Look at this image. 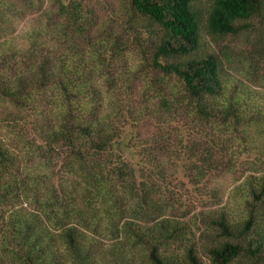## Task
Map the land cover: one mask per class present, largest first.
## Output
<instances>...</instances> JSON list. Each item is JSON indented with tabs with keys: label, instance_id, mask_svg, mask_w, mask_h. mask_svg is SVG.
Instances as JSON below:
<instances>
[{
	"label": "trees",
	"instance_id": "1",
	"mask_svg": "<svg viewBox=\"0 0 264 264\" xmlns=\"http://www.w3.org/2000/svg\"><path fill=\"white\" fill-rule=\"evenodd\" d=\"M11 1L0 102L30 113L40 143L28 155L57 185L24 174L0 139V264H203L201 249L211 264H264V171L246 178L240 210L215 208L213 188L192 224L172 190L181 173L199 191L224 177L218 152L263 121L248 92L264 85V0H124L105 20L84 0H51L21 44L8 37L33 3Z\"/></svg>",
	"mask_w": 264,
	"mask_h": 264
},
{
	"label": "rangeland",
	"instance_id": "2",
	"mask_svg": "<svg viewBox=\"0 0 264 264\" xmlns=\"http://www.w3.org/2000/svg\"><path fill=\"white\" fill-rule=\"evenodd\" d=\"M12 1H18L20 4L24 3L23 0ZM84 1L87 2L90 8L97 11L100 19L104 20L114 16L111 9L119 10L120 5L124 3V0ZM32 3L33 6L27 7L25 19H17L19 25L16 34L8 37L10 40L14 39L17 44H21L25 35L31 30L42 29L43 27L40 25L45 23L47 14H53V12H55L56 7L54 8V4L51 0H32L31 4ZM210 3L211 0H196V5L203 11L208 9ZM133 58L134 56L131 57V59ZM131 64H133L132 61H130V65ZM240 70L241 66L232 64L230 68H226L225 73L233 83L236 82L241 84L243 82L245 84L246 81ZM248 93L253 96L251 97L252 100L249 102L252 108L251 110H255V113H259L263 117V121L260 123L259 127H256L255 132L252 130V134L249 136L235 135L232 141L229 142L226 153L218 152L224 156L222 161L223 165L232 167L229 173L227 172L224 177L215 176L210 183L201 187L203 188L201 191L191 184L183 173L179 174L177 178L178 182H175L172 186V190L176 194L180 206H188L186 210L190 215L186 218V221H189L190 224H192L190 220H196L199 213L204 212L205 214L214 207V202L206 197L213 188L218 190V194L222 200L220 206L215 208L227 206L232 209L240 210V205L242 204V196L240 193L244 188L246 178L259 171V173L264 171V85H261V87L252 86ZM28 116L31 118L28 119ZM31 119L32 116L30 113L17 115L13 108L0 102V139L20 155L24 163V174H28V172L37 174L43 173L40 177L41 181L48 182L52 180V183L48 185L55 186L57 185V179L55 178L54 167L45 168V166L43 167L40 163L41 161L37 159L38 155H28L32 152V142L36 139V143H40L37 137L34 136L35 133ZM220 136L222 135L220 134ZM230 160H232L231 163ZM53 183H55V185ZM40 184H42V182H40ZM207 200L209 201L207 202ZM36 206L37 205L32 204L31 208H36ZM182 210V207L181 209L179 208L174 215L181 216ZM199 215L201 216V214ZM198 226L199 224L195 226V229L198 232L200 245L203 246L205 241H201L200 234L205 230V227L203 225H201V227ZM200 256L203 259V264H211L202 249L200 250Z\"/></svg>",
	"mask_w": 264,
	"mask_h": 264
}]
</instances>
